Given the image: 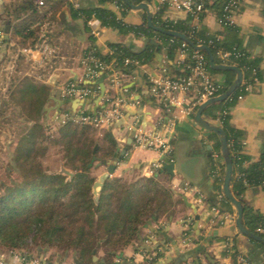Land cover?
Wrapping results in <instances>:
<instances>
[{"label":"crops","instance_id":"crops-1","mask_svg":"<svg viewBox=\"0 0 264 264\" xmlns=\"http://www.w3.org/2000/svg\"><path fill=\"white\" fill-rule=\"evenodd\" d=\"M28 1L0 0V99L6 100L7 116L24 121L25 129L33 124L32 121L27 120L28 108L26 110L23 107L24 102L18 94L20 90H24L26 103H29L30 98H36L35 92H38L37 98L44 104L40 121L47 127L54 126L57 123V114L65 111H90L98 115L109 108L105 98L112 95L125 100V115L109 125H104L101 129L105 140L106 133L115 139L117 151L125 146L135 128L157 130L172 144L174 162H167L159 151L136 145L133 137L131 149L111 176H156L157 180L171 191L175 202L172 207L174 215L170 217L163 215L158 221L152 220L154 231L147 227L143 232L145 240L127 246L121 253L122 259L118 261L123 264H147L148 254L144 249L153 251L159 248L162 256L155 264H171L180 254L189 250L191 256L183 264H197V259L200 264H264V250L239 231L236 225L235 206L220 207L219 212L216 213L211 209L212 204L205 201V197L215 193L214 179L211 175V154L215 149V139L211 131L196 122V112L192 118L171 130L168 127L169 121L179 109L174 106L169 108L162 101L152 98L150 94L149 77H158L164 73L172 74L174 71L167 66L169 59L165 50L157 53L155 62L143 64L139 69L133 70L129 79L119 87L112 86L107 74H103L93 83L98 85L99 95L89 98V103L65 95L68 85L86 82L82 58L91 46L94 45L102 53H107L110 43H125L133 50L139 51L149 42V38L145 35L136 34L134 31L123 33L119 28L106 25L95 16L88 21L83 16H75L73 9L102 7L129 25H142L146 21V11L126 8L117 0H47L44 7L47 17L44 20L31 22V26L38 41L45 23H49L48 36L50 43L56 48V53L41 60V55L37 52L21 51L22 48L33 46V38L23 43L21 36L15 33L16 26L24 23L30 13L29 9H25ZM142 2H146L151 8L149 2L146 0ZM262 6V0H244L242 8L235 15L237 36L242 46L252 56L261 58L259 82L244 98L237 100L231 109V123L244 134L241 151L250 156L244 167L258 161L264 151ZM162 17L177 21L185 19L187 14L167 8ZM192 23L197 26L205 25L210 33L221 32L223 34L220 37L223 38L225 28L211 10L206 13L202 21ZM152 41L159 43L156 37ZM184 58L185 55L177 52L174 60L171 61L172 66L177 67L178 62ZM212 75L222 85L229 79V75L224 72L212 73ZM235 77L236 73L234 79ZM102 85L104 95L98 101L102 94ZM1 107L0 105V110ZM204 117L214 123L211 117L205 114ZM156 161H165V163L156 170L152 167V163ZM173 163L178 169L170 173L165 167ZM97 169H100L99 172L102 174L107 171V166L100 165ZM199 194L204 197L202 202L197 201ZM184 197L197 206L200 214L197 227L194 209L186 203ZM243 199L245 203L264 213L262 186H248L243 193ZM229 239L233 240L240 255L246 258V262L241 261L239 257L236 262L233 256L227 253L226 243ZM156 243L159 245L154 248ZM0 252L4 254L0 264H23L9 252L1 248ZM100 255H97L98 260ZM42 256L43 254L26 256L24 264H36L34 262L36 258ZM44 260L46 264L48 259ZM74 261L68 256L62 260L57 258L56 262L50 261L47 264H73Z\"/></svg>","mask_w":264,"mask_h":264},{"label":"trees","instance_id":"trees-1","mask_svg":"<svg viewBox=\"0 0 264 264\" xmlns=\"http://www.w3.org/2000/svg\"><path fill=\"white\" fill-rule=\"evenodd\" d=\"M117 1L129 8L123 0ZM131 1L138 4L143 0ZM146 1L151 2V0ZM204 1L209 10L213 11L219 19H223L226 14L225 6L230 0ZM238 1L237 8L240 10L244 0ZM262 5L264 16V0ZM44 7L39 10L34 0L28 1L25 9H29L30 13L24 23L17 25L15 29V33L21 36L23 43L29 38H33L32 45L36 43L37 37L34 35L31 22L44 20L47 17ZM166 9L167 7L164 6L154 14L155 24L164 29L185 33L196 44L208 45L217 63L221 62L217 54L220 48L243 53L241 57L235 59L234 63L240 68H246L245 77L251 78L252 73L256 72V76L260 78L261 58L252 56L242 46L237 36V25L223 23L225 32L222 38L221 32L210 33L205 25H193L194 16L191 14L177 21L163 19ZM73 12L75 16H83L87 21L95 16L104 24L119 28L123 33L142 32L149 38L146 47L139 51L133 50L125 43H110L107 53H102L93 45L86 50L85 54L92 53L105 62L115 60L116 66L126 72H132L135 65H125L123 61L126 57L138 59L142 64H149L156 61L157 53L165 50L169 59L167 66L174 69L172 74H167L170 76L183 74L178 66L174 67L171 64L183 40L150 28L147 25L146 15V21L142 25H129L102 7L73 9ZM205 15L206 12L200 14V21ZM154 37L159 40L158 44L152 41ZM172 38L174 42L170 41ZM193 51L194 48L189 45L187 62L192 63ZM206 56L208 59L207 54ZM208 68L211 73L224 72L229 75L222 89V92H225L234 81L235 72L215 70L211 68L210 63ZM189 72L186 70V74ZM81 84L98 88V85L93 83ZM18 92L24 102L23 107L26 110L28 108L26 114L29 119L27 120L32 121L33 124L28 129L24 128L14 150L12 162H9L0 177V248L8 250L24 248L26 251L22 252L29 257L35 252L40 256L50 248H54L56 259L60 258L59 252L64 250L67 255L78 260L77 264H101V259L104 261L103 264H123L118 261L122 259L121 253L130 244L145 240L143 232L149 220L158 221L163 215L166 217L174 215L172 207L175 202L171 191L162 185L156 176L138 175L130 183L126 181L125 176H113L104 182L99 199L96 200L94 184L98 177L92 173V170L99 167L97 164L100 160L113 157L117 151V143L109 133H106V140L103 141L101 137H93L91 129L87 126L71 122L60 126L58 137L53 143L62 146L60 163L64 161L66 167L74 171L73 176L69 178L68 175L56 170L47 169L44 163L49 158L51 145L48 141L50 139L45 135L47 126L43 128L40 123L44 104L37 98V91L36 98H30L29 103L25 102L24 90ZM239 93L240 89H237L226 100L206 109L204 114L211 117L214 124L220 125L227 133L233 160L232 192L243 203L245 226L264 238V213L248 205L243 199V193L248 186L264 188V151L258 161L244 167L245 162L250 160L249 155L241 152L244 134L231 123V109L237 102ZM0 105L2 107L6 105L4 98L0 99ZM219 111L226 112L220 116L222 123L216 120ZM211 135L215 139V149L221 151L218 136L214 132H211ZM96 144H99V148L94 154ZM212 169L211 166L215 193L205 197V201L212 206H233L225 196L221 199L218 196L223 192L225 173L216 175L213 174ZM250 240L264 250V245L260 241ZM232 249L227 253L231 254L237 262L241 253L236 245H233ZM94 251L96 255H100L102 251L98 261L93 259ZM144 251L148 254L147 264L157 263L162 256L159 248L153 251L144 249ZM189 256H191L190 250L180 254L171 264H183ZM50 261L52 262V259L47 260V263ZM73 264H76L75 261Z\"/></svg>","mask_w":264,"mask_h":264},{"label":"built area","instance_id":"built-area-1","mask_svg":"<svg viewBox=\"0 0 264 264\" xmlns=\"http://www.w3.org/2000/svg\"><path fill=\"white\" fill-rule=\"evenodd\" d=\"M34 2L39 10L46 5V0H34ZM238 4V0H230L227 3L225 6L226 14L223 19H219L221 24L228 23L235 25V15L239 11L237 8ZM121 5L123 6V4ZM150 5L154 14L160 11L164 6L184 12L187 15L191 14L194 16V23L200 21L199 17L201 13H207L209 11V9L205 6L204 0H151ZM48 26L49 23H45L44 29L40 33L38 41L32 47L22 48L21 51L37 52L41 55V60H45L46 58L54 55L56 53V48L50 43L47 31ZM139 35H143V33L140 32ZM170 41L174 42V38ZM197 45L205 44L199 43ZM188 46L189 44L183 40L177 50V52L181 55H185V58L181 59L177 65L182 71V75L170 76L167 73H164L158 77H149V91L151 96L159 101H162L169 108L174 106L179 109V112L169 121L168 127L171 130H173L177 125L183 123L185 120L192 118L198 107L203 102L223 93L222 89L224 86L214 79L208 68L209 60L204 52L194 49L191 53L192 63L187 62ZM217 54L221 60L220 63L231 65H237L234 63L235 59H238L243 55V53L239 51L226 50L222 48L218 49ZM123 62L125 65H135L133 70L139 69L143 65L138 59L131 57H126ZM82 65L84 68V79L86 80V83H94L103 74H107L110 84L112 86L119 87L123 85L131 76V72H126L121 67L116 66L115 60L105 62L95 57L92 53H88L83 56ZM240 69L243 73V78L241 85L238 88L240 89V93L238 94L236 100L244 98L246 94L253 90L254 85L260 80V78L256 76V72L252 73L251 78H247L244 74V70L246 68ZM186 70H189L190 72L186 74ZM65 95L71 99L85 100L99 95V88L72 83L66 87ZM105 100L109 108L98 115L85 111H65L58 113L56 120L60 124L72 122L81 125L103 127L104 125H109L125 115V100L123 98L110 95L106 96ZM223 113L226 112H217L218 117L216 120L218 123H222L220 116ZM134 139L136 145L139 147L157 150L162 156H164L167 162H174L172 144L161 132L157 130L151 131L143 128H135ZM211 159L213 174L220 175L225 173V162L221 151L213 149ZM163 163H165V161L153 162L152 167L157 170L161 168ZM218 196L220 199L223 198L225 196L224 192L220 193ZM203 200V195L199 194L197 196V201L202 202ZM211 209L212 211L218 213L220 207L211 206ZM233 245V240L229 239L226 243V249L228 252L233 250ZM7 252L12 254L16 259L21 260L23 264L25 263L26 256L22 251L9 250ZM3 256L4 254L0 252V261ZM44 259L46 258L43 256L37 257L34 262L36 264H44ZM239 259L246 262V258L242 255H239Z\"/></svg>","mask_w":264,"mask_h":264},{"label":"water","instance_id":"water-1","mask_svg":"<svg viewBox=\"0 0 264 264\" xmlns=\"http://www.w3.org/2000/svg\"><path fill=\"white\" fill-rule=\"evenodd\" d=\"M127 6H129L132 9H143L147 13V25L159 32H162L164 34L170 35L177 37L179 39H182L186 41L191 47L194 49L200 50L205 52L208 55L209 63L211 68L219 71H234L236 73V77L232 84L228 87V89L223 92L222 94L212 97L208 99L207 101L203 102L197 109L196 114H195V120L197 123H199L202 127L206 128L207 130L214 132L221 144V154L223 156L224 162H225V176H224V185H223V192L225 197L235 206L237 210V217H236V225L239 229V231L248 237L249 239L260 241L264 245V238L261 237L260 235L252 232L250 229H248L243 220L244 216V206L243 203L240 199H238L234 193L232 192L231 189V180L233 176V160L230 155V148H229V143H228V137L227 133L225 130L214 123H211L204 117V112L206 109H208L210 106L220 103L224 100H226L230 95H232L236 90L240 87L242 78H243V73L240 69L239 66L237 65H231V64H224V63H217L215 61L214 55L211 51V48L208 45H197L192 39H190L185 33L175 31V30H169V29H164L160 27L159 25L155 24L153 21V16L154 13L150 6L146 2H141L138 4L133 3L131 0H123ZM155 44H157L156 41H154ZM92 83V82H88ZM104 95V86L102 85V94L98 98V101L101 100L102 96ZM85 101L86 103H89V99L82 100ZM134 132L132 133V136L128 140V142L125 144V146L120 149L119 151L115 152L113 157L110 159H102L98 162V165H103L107 166V171L102 173L99 176V179L95 182L94 184V193H95V199H99V194L101 192V189L103 188L104 182L111 177L115 170L117 169L119 163L124 160V158L127 156L129 150L131 149L132 142H133V137H134ZM99 148V144L95 145L94 148V154L97 152V149ZM96 159V156L94 155V160ZM168 169L170 173H173L174 169H178L176 167V164H168L165 167ZM60 173L68 175L69 178L73 176V172H71L65 165L64 163L61 165ZM186 203L194 209L195 212V220H196V227L198 226V222L200 219V214L198 213L197 206L187 200V197H184ZM152 220H149L147 223V227L150 228L152 231H154L152 227ZM159 244L156 243L154 248H156ZM190 257V256H189ZM93 259L95 261H98V257L96 255V251H94V256ZM103 260L100 261L101 264H103ZM75 263H78V260H75ZM197 264H200L199 260L197 259Z\"/></svg>","mask_w":264,"mask_h":264},{"label":"rangeland","instance_id":"rangeland-1","mask_svg":"<svg viewBox=\"0 0 264 264\" xmlns=\"http://www.w3.org/2000/svg\"><path fill=\"white\" fill-rule=\"evenodd\" d=\"M5 106L1 107V112H0V177H2V174L6 168V166L9 164V162H12V158H13V154H14V150L19 142V135L22 134L21 132H23V128H24V121L22 120H18L16 118H14L13 116H7L6 115V108ZM8 109V108H7ZM41 118V116H40ZM41 125L44 127H46L45 123H43L42 121H40ZM72 123V122H71ZM63 125L60 124L58 121L57 123H55L54 126H48L46 127V131H45V135L50 139L48 140L50 143V151H49V155H48V159L46 160V162L44 163V165L46 166L47 169L49 170H56L57 172L60 173V169H61V165L65 162L61 161L60 163V159L62 157V146L55 144L53 142L56 141L57 137H58V131L60 126ZM81 125V124H79ZM88 128L91 129V135L93 137H101L100 135H102V140L105 141V138L103 136V130L101 129L102 127H94V126H90V125H85ZM14 127V129L12 128ZM15 133V134H14ZM19 134V135H18ZM101 140V141H102ZM61 151V153H60ZM98 165V164H97ZM66 166V165H65ZM100 166V165H98ZM68 168V167H67ZM71 172L74 173V171L70 168H68ZM100 169H94L92 170V173L94 175H96L99 179L100 174ZM138 177L137 175L132 177V176H126V181L127 182H133L134 178ZM97 179V180H98ZM30 244H32V242H30ZM4 251H9L8 249H3ZM18 251H26V249H15ZM34 250V249H33ZM35 251V250H34ZM54 253L55 250L54 248H50L49 250H47L46 252L42 253L43 257L46 259H52V261L56 262V257H54ZM60 258H67L70 255H67L65 253L64 250H61L60 252ZM66 254V255H65ZM100 254H102V251L100 252ZM34 256H38L36 254V252L34 253ZM73 257V256H71Z\"/></svg>","mask_w":264,"mask_h":264}]
</instances>
